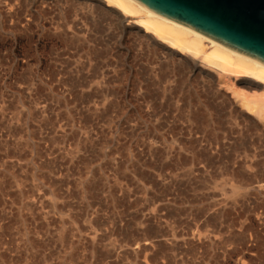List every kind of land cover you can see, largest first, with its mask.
Listing matches in <instances>:
<instances>
[{"label": "rangeland", "instance_id": "1", "mask_svg": "<svg viewBox=\"0 0 264 264\" xmlns=\"http://www.w3.org/2000/svg\"><path fill=\"white\" fill-rule=\"evenodd\" d=\"M132 19L0 0V264H264V113Z\"/></svg>", "mask_w": 264, "mask_h": 264}, {"label": "bare ground", "instance_id": "2", "mask_svg": "<svg viewBox=\"0 0 264 264\" xmlns=\"http://www.w3.org/2000/svg\"><path fill=\"white\" fill-rule=\"evenodd\" d=\"M89 1L107 8L121 20L134 18L133 22L131 21V27L143 33L158 48L168 53V56L169 54L177 55L180 59L187 61L197 59L198 65L200 63V66L210 71L211 76H214L211 71L215 72L225 87L233 89L240 103L247 108L244 112L251 113L249 110H252L254 115L250 117L254 120V116L262 117L264 113L263 64L234 52L192 29L160 17L134 0Z\"/></svg>", "mask_w": 264, "mask_h": 264}, {"label": "water", "instance_id": "3", "mask_svg": "<svg viewBox=\"0 0 264 264\" xmlns=\"http://www.w3.org/2000/svg\"><path fill=\"white\" fill-rule=\"evenodd\" d=\"M264 65V0H134Z\"/></svg>", "mask_w": 264, "mask_h": 264}]
</instances>
